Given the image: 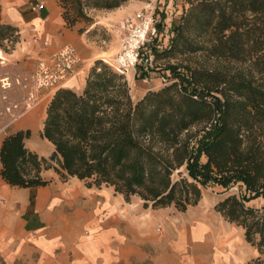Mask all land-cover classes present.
Wrapping results in <instances>:
<instances>
[{"label": "trees", "instance_id": "trees-1", "mask_svg": "<svg viewBox=\"0 0 264 264\" xmlns=\"http://www.w3.org/2000/svg\"><path fill=\"white\" fill-rule=\"evenodd\" d=\"M127 0H58L66 26L90 21L91 8L114 9ZM167 46L154 60L177 54L193 64L168 63L166 83L133 100L124 75L103 59L90 66L83 90L59 87L49 99L41 136L47 156L25 146L29 129L5 134L0 175L12 186L65 181L111 186L144 207L196 204L202 189L237 187L215 204L242 227L264 264V0H186ZM18 29L1 19L0 48L9 53ZM260 204L253 206L251 201Z\"/></svg>", "mask_w": 264, "mask_h": 264}, {"label": "crops", "instance_id": "crops-1", "mask_svg": "<svg viewBox=\"0 0 264 264\" xmlns=\"http://www.w3.org/2000/svg\"><path fill=\"white\" fill-rule=\"evenodd\" d=\"M155 1L127 0L114 9L91 8L86 11L90 21L76 20L72 26H66L58 0H0L2 21L14 25L19 34L14 50L5 55L0 53V74L30 73L54 50L71 44L81 61L77 74L60 87L80 93L93 62L102 54L114 52L119 46V22L128 17L136 19L138 13L148 10ZM36 2L43 3L42 10L31 9V4ZM129 77L127 83L133 100L141 98L148 90L161 87L158 81L150 86L143 84L141 78ZM56 89L44 94L39 110L35 111L36 117H24L18 124L13 123L8 131L29 129L25 146L39 156L47 157L53 150L52 143L41 136V131L47 103ZM32 126H37L36 130ZM8 132L0 135V147ZM40 174L50 182L18 187L9 185L0 175V264H131L133 260L150 262L153 259V246L158 240L160 242L161 237H154L149 229L145 235H138L137 232L130 235L128 231L122 232L117 228L119 202L115 204L105 199L100 212L104 218L99 215L98 223L91 225L95 227L82 233L88 218L94 216L88 206L95 210L100 204L96 198L86 197L91 187H75L72 189L74 193H67L53 169L42 170ZM95 216L98 217V214ZM110 221L114 224L113 228L105 230L103 225ZM204 224L206 227L209 225ZM140 243L145 251L139 247ZM154 256H158L154 264L167 263V251L160 250Z\"/></svg>", "mask_w": 264, "mask_h": 264}, {"label": "rangeland", "instance_id": "rangeland-1", "mask_svg": "<svg viewBox=\"0 0 264 264\" xmlns=\"http://www.w3.org/2000/svg\"><path fill=\"white\" fill-rule=\"evenodd\" d=\"M187 7L188 3L186 0H156L152 3L148 10L153 13L158 34L145 46L143 50L144 54L160 52L167 46L173 25L178 22L179 16ZM102 34L106 36L103 32H101ZM121 37L122 34L119 30V32L117 31L118 43H120ZM118 47L115 51L113 50L114 52L102 54L99 59H102L101 57L106 59L112 58L117 52ZM15 48L16 43L14 45ZM1 52L4 55L7 54V52H4L0 48ZM11 52L12 50L9 53ZM193 61L194 56H181L177 54L170 58L154 60L152 67L139 63L136 67L134 78H141L144 82L143 84H150V86H154L156 81H158L162 86L164 84L162 79L166 80L168 73L165 69L168 63L183 65L188 63L191 65ZM12 94L16 96L19 93ZM40 106L41 102L38 106L28 110L15 124H18L24 117L30 115L36 117L35 111H38ZM12 126L10 125L6 132ZM31 128L36 130L37 126H32ZM58 180L64 184L67 193H74L72 189H75V187L83 189L85 186L84 181L78 180L75 177H68L63 181L58 176ZM220 191V188L216 186L203 188L199 201L194 205L188 206L184 211H180L173 206L161 208L144 207L142 200L137 196H132L129 201H125L123 195L114 192L111 186H92L89 190L90 194L86 197L96 198L98 204L99 201L100 204L95 210L88 206L89 212L94 213V216L88 218V223L83 226L81 232L85 233L94 228L95 226L92 227L91 225L98 223L99 215L104 218V215L100 212H102L103 201L108 199L115 204L120 203V212L118 211L116 214L120 220L116 221L115 226L120 228L122 232L128 231L130 235H135L136 232L138 235H145L149 229L152 231L154 237H161L160 242L158 240V243L153 246V259L150 262L141 259L137 261L133 260L131 264H154L156 257H158L154 255L157 252L159 253L160 250L168 252L166 264H246L257 256L256 248L246 242L242 227L224 219L214 208L215 204L224 195L237 193V187H232L225 192ZM249 204L258 206L260 202L254 200ZM67 210H70V208L67 207ZM96 213L98 217L95 216ZM110 215L112 216L113 214L110 213ZM111 216L109 217L110 219ZM204 223H208V227ZM113 225L111 221L105 222L103 228L111 230ZM100 227H102V224H100ZM141 243L139 247L145 251L144 245ZM175 252H178V254H175Z\"/></svg>", "mask_w": 264, "mask_h": 264}, {"label": "built area", "instance_id": "built-area-1", "mask_svg": "<svg viewBox=\"0 0 264 264\" xmlns=\"http://www.w3.org/2000/svg\"><path fill=\"white\" fill-rule=\"evenodd\" d=\"M30 7L33 11H40L44 5L36 2ZM119 30L122 37L117 52L110 59H102L127 80L130 75L134 77L139 63L152 67L154 54H144L143 50L157 36L158 31L153 13L149 10L138 13L136 19H123L119 22ZM80 61L76 48L71 44H64L54 50L47 59L39 61L30 73L0 74V135L28 110L37 106L44 94L59 88L74 77ZM162 81L166 83L165 79ZM16 92L19 94L13 96L12 93Z\"/></svg>", "mask_w": 264, "mask_h": 264}, {"label": "bare ground", "instance_id": "bare-ground-1", "mask_svg": "<svg viewBox=\"0 0 264 264\" xmlns=\"http://www.w3.org/2000/svg\"><path fill=\"white\" fill-rule=\"evenodd\" d=\"M130 78V77H129Z\"/></svg>", "mask_w": 264, "mask_h": 264}]
</instances>
